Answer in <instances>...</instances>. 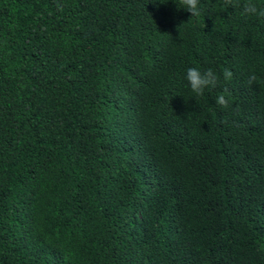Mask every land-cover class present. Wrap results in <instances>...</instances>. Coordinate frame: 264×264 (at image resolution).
Masks as SVG:
<instances>
[{
	"label": "trees",
	"instance_id": "trees-1",
	"mask_svg": "<svg viewBox=\"0 0 264 264\" xmlns=\"http://www.w3.org/2000/svg\"><path fill=\"white\" fill-rule=\"evenodd\" d=\"M180 7L0 0V264H264V19Z\"/></svg>",
	"mask_w": 264,
	"mask_h": 264
},
{
	"label": "clouds",
	"instance_id": "clouds-1",
	"mask_svg": "<svg viewBox=\"0 0 264 264\" xmlns=\"http://www.w3.org/2000/svg\"><path fill=\"white\" fill-rule=\"evenodd\" d=\"M225 2L228 6L240 8L242 16H255L264 19V6L257 5L254 0H244L242 4L239 3L238 0L236 3H234V0H225ZM179 3L182 5L180 8L186 9L191 16L200 15L199 0H179ZM223 75L225 80H230L233 73L230 70L225 69ZM185 78L188 81L191 90L197 95H202L204 89L207 87H216L218 81V77L211 69L201 72L194 67L187 69ZM256 79L257 78L253 75L249 78L248 83L251 84ZM230 95L231 93L225 88L224 92L217 97L216 103L227 108L229 106V100L227 97Z\"/></svg>",
	"mask_w": 264,
	"mask_h": 264
}]
</instances>
